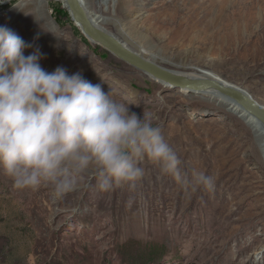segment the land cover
Segmentation results:
<instances>
[{"label":"rangeland","instance_id":"1","mask_svg":"<svg viewBox=\"0 0 264 264\" xmlns=\"http://www.w3.org/2000/svg\"><path fill=\"white\" fill-rule=\"evenodd\" d=\"M81 3L101 15V30L148 53L145 60L170 72L167 64H186L182 76L238 87L264 105V0ZM65 4L0 0V26L32 45L25 56L39 49L46 72H80L106 94L112 87L115 99L138 104L129 105L138 118L151 113L182 169L211 175L214 188L185 192L145 160L134 188L101 192L93 181L56 201L50 189H18L0 171V264H264L259 124L233 110L229 96L184 88L120 60L86 37Z\"/></svg>","mask_w":264,"mask_h":264},{"label":"clouds","instance_id":"2","mask_svg":"<svg viewBox=\"0 0 264 264\" xmlns=\"http://www.w3.org/2000/svg\"><path fill=\"white\" fill-rule=\"evenodd\" d=\"M31 46L0 26V171L14 187L48 188L56 201L93 181L101 192L134 188L147 160L185 192L213 190L211 175L182 169L151 113L138 118L129 107L138 104L115 99L112 87L106 94L80 72H46L39 49L23 54Z\"/></svg>","mask_w":264,"mask_h":264},{"label":"water","instance_id":"3","mask_svg":"<svg viewBox=\"0 0 264 264\" xmlns=\"http://www.w3.org/2000/svg\"><path fill=\"white\" fill-rule=\"evenodd\" d=\"M66 3L67 9L71 11L72 20L81 25L85 35L91 41L101 45L103 48L114 54L120 60L139 70L151 73L159 79L179 86L197 88L210 85L219 92L241 103L243 108L247 110L249 114L259 122L264 131V106L259 104V102L252 96L243 93L241 90L229 86H224L215 80H192L171 74L169 71L159 67L158 65H155L152 62L136 56L134 53L124 48L117 40H115V38L92 26L83 10L79 6L77 0H66Z\"/></svg>","mask_w":264,"mask_h":264},{"label":"bare ground","instance_id":"4","mask_svg":"<svg viewBox=\"0 0 264 264\" xmlns=\"http://www.w3.org/2000/svg\"><path fill=\"white\" fill-rule=\"evenodd\" d=\"M66 1V0H65ZM78 1V3H79V6L81 7V9L83 10V12H84V14L86 15V17L88 18V20H89V22L91 23V25L92 26H94L95 28H97L98 30H100V31H102V32H104L103 30H101L102 28L101 27H99V25L97 24V22L99 21L100 22V20L102 19L101 18V15H99V14H97V13H91V14H89L88 12H87V10L84 8V6L82 5V3H81V0H77ZM38 5V6H37ZM36 5V8H41V7H43L44 5L43 4H40V2H39V4H37ZM66 8H67V3L64 5ZM68 11H69V13H70V15H71V18H72V14H71V11L68 9ZM103 20V19H102ZM77 24H79V23H77ZM79 26L81 27V25L79 24ZM81 31H83L82 30V27H81V29H80ZM104 33H106V32H104ZM106 34H108V33H106ZM110 35V34H109ZM110 36H112V35H110ZM87 37V36H86ZM113 38H115L114 36H112ZM88 38V37H87ZM115 40H117L116 38H115ZM118 41V40H117ZM124 48H126L127 50H129V51H131L132 53H134L136 56H138V57H140V58H142V59H144V58H146V59H148L149 58V55H148V53H146V52H143L142 50H137V51H132L130 48H128L125 44H123V43H121L120 41H118ZM144 57V58H143ZM180 59V58H179ZM145 60V59H144ZM148 61V60H147ZM150 62V61H149ZM164 62H166L165 60H163L162 62H160V64L161 65H163L164 64ZM153 63V62H152ZM155 64V63H154ZM156 65V64H155ZM172 70V72H170L171 74H174V73H176V74H174V75H177V76H180V77H184V78H188V79H192V80H196V79H201V80H215V79H207V78H202V77H198V76H193V75H187V76H182V75H184V74H186L188 71H186V68H188L187 66H186V64H183V63H181V65H178V64H173V63H171V65L170 64H167ZM174 69V70H173ZM168 71V70H167ZM179 74V75H178ZM215 81H217V82H219L220 84H222V85H224V86H229V87H232V88H235V89H238V90H241L243 93H245V94H247L244 90H242V89H240V88H238V87H235V86H231V85H227V84H223V83H221L220 81H218V80H215ZM181 87H186V86H181ZM190 89H196V90H199L200 92H202L203 90H205V89H207V90H209V91H212V92H214L215 94H217V95H220V96H222V97H224V95L225 94H223V93H221V92H219L218 90H216L215 88H213L212 86H202V87H197V88H192V87H189ZM247 95H250V94H247ZM227 96V95H226ZM226 96H225V98H226ZM251 96V95H250ZM227 100H229L228 101V105H230V107L233 109V110H238V111H241V114L243 115V116H250L251 118H253L258 124H259V122L254 118V117H252L250 114H249V112L247 111V110H245L244 108H243V106L241 105V103H239L237 100H234V99H228V98H226ZM256 100V99H255ZM259 102V101H258ZM259 104H261L260 102H259ZM262 106H264L263 104H261ZM259 126L261 127V125L259 124ZM262 128V127H261ZM263 130V129H262Z\"/></svg>","mask_w":264,"mask_h":264}]
</instances>
